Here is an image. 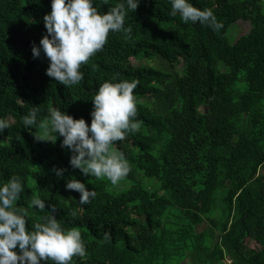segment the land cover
<instances>
[{
	"label": "trees",
	"instance_id": "16d2710c",
	"mask_svg": "<svg viewBox=\"0 0 264 264\" xmlns=\"http://www.w3.org/2000/svg\"><path fill=\"white\" fill-rule=\"evenodd\" d=\"M190 2L211 9L223 27L184 23L168 0H140L126 16L131 32H110L81 66L80 84L65 87L46 75L43 51L32 54L47 34L51 0H0V119L10 124L0 133V183L20 177L25 191L15 206L25 209L27 227L55 206L62 226L81 232L86 255L71 264H179L188 254L194 262L264 264V0ZM93 3L107 12L120 0ZM236 21L250 27L233 39ZM142 59L159 66L135 64ZM125 80L138 81L142 123L113 145L131 165L120 188L72 168L63 137L44 125L56 108L90 125L98 87ZM34 107L37 124L26 128ZM73 177L96 192L91 203L81 206L80 194L66 189ZM34 195L44 212L30 205Z\"/></svg>",
	"mask_w": 264,
	"mask_h": 264
},
{
	"label": "clouds",
	"instance_id": "9594fccd",
	"mask_svg": "<svg viewBox=\"0 0 264 264\" xmlns=\"http://www.w3.org/2000/svg\"><path fill=\"white\" fill-rule=\"evenodd\" d=\"M139 3L140 0H120L107 12H100L93 0H51V11L43 17L47 34L39 46L33 45V57L38 58L43 51L49 60L46 75L59 84L65 87L80 84L84 79L81 66L103 49L109 33L131 32V28L125 27L126 16L128 12L135 13ZM168 3L170 15L179 14L184 23H200L214 30L223 27L211 9H198L190 0H168ZM137 85L138 81L103 82L92 99L90 125L83 118L74 119L58 108L50 109L44 127L50 125L56 138V134L63 137L62 147L72 153L69 161L72 168L85 176L106 178L114 186L128 176L131 165L113 145L141 127L142 122L135 119L133 92ZM37 111L34 107L23 117L26 128L37 124ZM9 127L6 120L0 119V133ZM54 171L60 177L64 169ZM65 187L80 194L81 206L91 203L96 196L94 190L74 177L68 179ZM24 191L18 176L0 183V264H71L73 257L85 256L81 232L62 226L55 218V206H49L48 215L41 218L43 222L26 226L29 221L25 209L15 206ZM30 205L41 212L46 208L45 201L35 195Z\"/></svg>",
	"mask_w": 264,
	"mask_h": 264
},
{
	"label": "rangeland",
	"instance_id": "374dc122",
	"mask_svg": "<svg viewBox=\"0 0 264 264\" xmlns=\"http://www.w3.org/2000/svg\"><path fill=\"white\" fill-rule=\"evenodd\" d=\"M249 23L246 21H236L232 27L229 30V37L233 38V39H237L240 35H242L243 33H246L249 30ZM136 65H154V66H159V62H155L153 63L152 61H149L148 59H142L140 61H135ZM221 69H226V66L224 64H220ZM178 71L182 72V68L179 66L178 67ZM202 109H204L205 107H201ZM9 120V118H8ZM11 120V119H10ZM264 171V164H262L259 167V172H263ZM126 185V184H125ZM118 186L124 187V183L122 181H120V183L118 184ZM220 202V200H219ZM207 226L206 223H203L202 225H196V231H201L203 230L205 227ZM248 246L250 247H256L259 248L258 244L251 238H246L244 241ZM203 256V255H202ZM195 258V255L193 256L192 254H188L187 256H185V258L183 260H181V262H179V264H221L220 262H216L213 259H208L205 258L204 260H197V261H193ZM223 264H229V261H225Z\"/></svg>",
	"mask_w": 264,
	"mask_h": 264
}]
</instances>
